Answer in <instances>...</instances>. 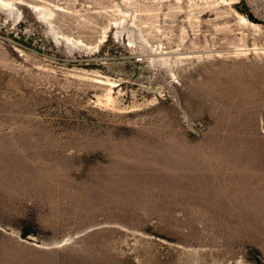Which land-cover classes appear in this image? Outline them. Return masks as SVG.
Listing matches in <instances>:
<instances>
[{"label": "rangeland", "instance_id": "374dc122", "mask_svg": "<svg viewBox=\"0 0 264 264\" xmlns=\"http://www.w3.org/2000/svg\"><path fill=\"white\" fill-rule=\"evenodd\" d=\"M5 1L0 264H264V0Z\"/></svg>", "mask_w": 264, "mask_h": 264}, {"label": "bare ground", "instance_id": "6f19581e", "mask_svg": "<svg viewBox=\"0 0 264 264\" xmlns=\"http://www.w3.org/2000/svg\"><path fill=\"white\" fill-rule=\"evenodd\" d=\"M0 9L2 10H6L10 13H14V11L16 10V7L15 5L12 3V2H9V1H5V0H0ZM34 9L36 10H40V13H42L43 15H45L46 13L44 12L43 9H40L39 7L35 6ZM63 40L67 43V44H72L74 43V41H72L71 39H68V38H64L63 37ZM76 43V42H75ZM79 43V42H77ZM81 44V43H80Z\"/></svg>", "mask_w": 264, "mask_h": 264}, {"label": "trees", "instance_id": "16d2710c", "mask_svg": "<svg viewBox=\"0 0 264 264\" xmlns=\"http://www.w3.org/2000/svg\"><path fill=\"white\" fill-rule=\"evenodd\" d=\"M248 18L253 19V17L250 14H247Z\"/></svg>", "mask_w": 264, "mask_h": 264}]
</instances>
